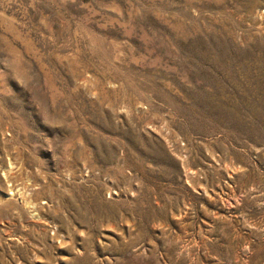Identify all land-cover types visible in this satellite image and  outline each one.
<instances>
[{"label": "rangeland", "instance_id": "rangeland-1", "mask_svg": "<svg viewBox=\"0 0 264 264\" xmlns=\"http://www.w3.org/2000/svg\"><path fill=\"white\" fill-rule=\"evenodd\" d=\"M0 264H264V0H0Z\"/></svg>", "mask_w": 264, "mask_h": 264}, {"label": "bare ground", "instance_id": "bare-ground-1", "mask_svg": "<svg viewBox=\"0 0 264 264\" xmlns=\"http://www.w3.org/2000/svg\"><path fill=\"white\" fill-rule=\"evenodd\" d=\"M15 186H16V185H15ZM17 186H18V185H17ZM23 187H24V186H23ZM12 189H13V188H12ZM19 189H20V188H19ZM23 189H24V188H23ZM29 189H30V188H29ZM15 190H16V189H15ZM20 190H21V189H20ZM20 190H19V191H20ZM25 190H26V189H25ZM21 191H22V190H21ZM27 191H28V190H27ZM29 191H30V190H29ZM17 193H18V192H17ZM17 193H16V191H12V192H11V195L13 196V195H16ZM19 195H20V194H19ZM32 195H33V194H32ZM32 195H28V196L30 197V196H32ZM24 196H25V195H24ZM26 196H27V195H26ZM10 197H11V196H10ZM16 198H17V197H16ZM22 198H23V197H22ZM26 199H27V197H26ZM26 199H25V200H26ZM29 199H31V198H29ZM21 200H22V199H21ZM26 201H27V200H26ZM21 202H22V201H21ZM24 202H25V201H24ZM28 202H29V200L27 201V203H28ZM35 202H36V201H35ZM22 203H23V202H22ZM31 203H32V202H31ZM24 204H25V203H24ZM37 204H38V203H37ZM37 204H36V205H37ZM22 205H23V204H22ZM30 205H31V204H30ZM32 205H34V204H32ZM28 206H29V205H28ZM25 207H26V206H25ZM35 207H36V206H35ZM35 207H31V206H30V208H33V209H34ZM26 208H27V207H26ZM37 208H38V207H37ZM30 210H31V209H30ZM36 211H37V210H36ZM33 213H34V212H33ZM37 213L39 214V212H37ZM10 234H12V233L10 232ZM10 234H8V235H10Z\"/></svg>", "mask_w": 264, "mask_h": 264}]
</instances>
